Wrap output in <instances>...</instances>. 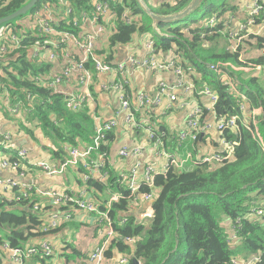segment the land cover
Wrapping results in <instances>:
<instances>
[{
    "label": "trees",
    "instance_id": "1",
    "mask_svg": "<svg viewBox=\"0 0 264 264\" xmlns=\"http://www.w3.org/2000/svg\"><path fill=\"white\" fill-rule=\"evenodd\" d=\"M76 9H88L91 0H68ZM153 12L171 14L184 9L192 0H146ZM29 0H0V18L12 14ZM51 2L58 5L60 0H40L35 9ZM113 11L117 13L116 28L108 39L111 51L117 45L128 44L137 32H152L155 36L157 50L176 51L185 62L191 64L202 74V79L219 95L215 106L218 117L238 115L239 130L227 128L225 138L236 141L234 154L216 167L208 163H197L192 168L179 169L171 167L165 173L155 175L154 186L143 184L141 192L153 191L152 202L154 216L148 221H141L132 212L130 194L126 185L119 181L118 174L108 168V185L93 180L84 181L81 173L86 170L78 168L75 180L86 187L90 195L100 202V208L107 201L109 192H121L123 197L113 203L111 216L116 220V229L120 233L117 241L107 250L106 255L112 257L127 255L128 262L137 258L142 264H228L236 257L247 259L261 253V260L255 264H264V214L251 216L254 210L264 208V89L257 80L244 82L248 88L243 90L251 104L261 107L263 114L259 116L258 128L262 143L254 137L244 121L248 120L253 127L251 116H245L235 94L223 83V76L210 66L221 61L238 60V54L223 49L222 53L214 51V47H205V42L213 41L223 29L216 27H192L184 18L175 22H161L159 28L164 34L154 31L152 19L145 13L138 0H110ZM204 9L214 6L213 0L202 3ZM227 6H223L222 15ZM135 16L132 22L122 18L126 9ZM229 8L233 9V6ZM213 10V9H211ZM215 10V9H214ZM25 17L22 16L21 18ZM20 18V19H21ZM8 25H17L15 21ZM38 37L24 39V45L36 41ZM264 39H260V44ZM22 53L3 60L0 73V109L5 115L17 120L19 132L33 135V128L41 129L45 138L53 144L51 152L54 159L64 160L68 155L67 145L82 147L93 138L95 122L88 110L71 111L67 108L63 96L53 94L49 89L39 86L33 76L44 70L37 61H32L27 49ZM252 60L264 64L263 55H250ZM109 61V55L106 56ZM29 94L32 99L28 98ZM19 113H13L15 106ZM29 122L25 126L20 121ZM34 123V124H33ZM112 133L107 139L111 141ZM15 145V144H14ZM17 147L5 150L12 158L17 157ZM0 149L4 150L2 147ZM18 158V157H17ZM22 205H25L23 203ZM17 207L15 202H0V221L4 238L12 247L23 246L30 237L37 233L41 220L33 209ZM24 207H27L25 205ZM122 215L127 217L120 224ZM230 221L236 240L232 242L230 232L225 226ZM239 220V221H238ZM36 231V232H35ZM138 236L137 241L130 245L122 237ZM3 238V237H1ZM1 243V239H0Z\"/></svg>",
    "mask_w": 264,
    "mask_h": 264
},
{
    "label": "built area",
    "instance_id": "2",
    "mask_svg": "<svg viewBox=\"0 0 264 264\" xmlns=\"http://www.w3.org/2000/svg\"><path fill=\"white\" fill-rule=\"evenodd\" d=\"M60 1L58 5L51 2L45 3L35 9L34 12L31 11L30 14H26L24 18H19L20 21L15 22L17 25L7 24L0 29V73L3 60L22 53L21 50L23 49H27L28 57L32 61H37L41 68L49 64L61 63L60 70H40L33 76V79L39 86L49 89L53 94L63 96L67 108L71 111L88 110L95 122L93 138L90 143L82 147L67 145L68 155L64 160L40 159L35 161L28 159L26 148H16L18 158H12L9 153H6L5 150H11L15 147L12 144L13 133L0 130V147L4 149H0V172L10 171L16 175V177H6L0 174V193L11 191L13 195L8 201L31 205L30 207L35 212L41 213L43 215V231L57 229L64 222L73 219L76 211L96 214L95 227L101 243L90 252V262L92 264H107L115 259L119 264H126L128 262L127 255L116 257L106 255L107 250L120 236L115 226L116 220L110 212L113 203L123 197L121 192L108 190L109 197L102 204L105 208L101 209L100 202L93 196L86 197L89 193L86 187L81 186L78 190L51 188L46 192H40L31 181L26 182L29 175L36 171L44 172L48 176H64L70 169L83 167L86 170L81 173L84 181L92 178L108 185L110 141L107 136L117 126L118 118L115 117L105 122L99 121L96 113L97 99L93 93L95 76L99 74L112 76V81L104 84L102 88L117 94L121 104L118 114H123L126 122L132 125L134 129H144L152 141L156 156L165 158V164L161 169H157L152 163L149 164L141 181L135 177V174L118 175L119 181L126 185L130 191L128 197L131 199L132 208H141L146 203L151 205L147 211L140 214L141 221H148L153 218L152 202L156 193L154 191L156 188L150 192H141V186L147 184L153 187L156 174L165 173L171 167L183 169L188 161L195 164L208 163L211 167H216L227 159H231L237 142L227 140L224 131L227 128L238 131L239 116L218 117L215 112V106L219 100L218 93L209 85H203L198 90L193 82H189L192 68L183 65L180 55L177 54L171 58L160 57V50H157L151 34L148 35L145 45L146 57L143 59H139L136 55H130L127 62L113 64L98 57L96 54L97 40L107 33L114 32L116 28L117 13L113 11L110 0H91L90 8L79 11L68 0ZM118 1L119 3L123 2V0ZM232 6L233 9L229 8V11L221 16L216 15L210 18L204 26L213 28L222 24L221 36L229 42L226 50L232 54H238V61L243 62L245 70L258 72L264 79V64L252 60L253 58H246L244 51L249 44L257 45L259 52L255 50L252 52L264 56V41L259 45L260 39H264V0H242ZM109 17H112V21L115 22L110 27L107 23ZM122 18L127 22H132L135 16L127 8L122 14ZM31 36L38 37V39L24 45V39ZM210 67L223 76L224 85L235 94L244 113L245 102L249 101L248 95L243 90L247 85L236 75L234 64L229 61H221ZM133 69L170 71L178 76L174 86L161 80L153 96L146 92L137 94L139 108L144 113L142 120L136 117V111L132 107L130 99V75ZM71 82L75 84L74 89L69 88ZM184 85L187 86L189 92H198V94L210 99L208 109L215 113V120H205L204 107L194 103L193 99L184 100L180 105L188 108L187 129L180 136L183 139L190 137L193 141H197L203 134L217 130L223 136V143L226 146L224 150L197 158L189 154L181 159L163 149L166 132L161 131L159 126L150 117H147L148 108L154 103H159L165 96L171 102L177 101L178 98L174 89ZM28 98L31 100L32 95L29 94ZM12 110L15 114L19 113L17 105ZM251 118L253 127L250 126L248 120H245L244 124L253 132L254 137L262 143V136L258 128L259 119L253 116ZM119 154L122 157H139L142 154V148L140 146H123L119 150ZM36 194L51 200V208L49 209L47 205L36 200L34 198ZM263 214L264 208H258L253 211L250 217L262 216ZM126 220L127 217L122 215L120 224L125 223ZM234 238H236V234H234ZM122 239L132 245L137 241L138 236L122 237ZM1 246L11 251L13 264H25L33 256L49 257L54 253L52 244L47 241L12 247L9 241L1 240ZM261 255V253L254 254L244 260L234 257L228 264H255L261 260ZM0 264H5L1 260V255Z\"/></svg>",
    "mask_w": 264,
    "mask_h": 264
},
{
    "label": "crops",
    "instance_id": "3",
    "mask_svg": "<svg viewBox=\"0 0 264 264\" xmlns=\"http://www.w3.org/2000/svg\"><path fill=\"white\" fill-rule=\"evenodd\" d=\"M171 1V0H169ZM154 4L157 0L152 1ZM108 26L113 25L112 17L107 18ZM192 27H196V24H192ZM111 33H107L100 37L96 42V54L98 57L106 59L109 55V61L113 64L119 62H127L130 55H136L139 59L146 57L145 43L147 42L148 35L150 32H137L134 34L133 39L130 43L124 45H117L111 51L108 49V39ZM214 41V40H213ZM205 42L204 45L212 46L211 42ZM226 50V47H224ZM178 53L172 50L163 51L160 50V57L171 58L176 56ZM258 55V54H255ZM181 62L186 67H191L192 71L190 74L189 82H193L196 88L199 90L203 85H206L202 79V74L199 73L195 67L191 66L188 62H185L180 57ZM107 60V59H106ZM232 62L236 67L235 73L241 81L248 82L250 79H256L258 84L263 87L264 79L258 72L245 70L242 61L228 60ZM62 67L61 63L49 64L44 66V69H55L60 70ZM239 73V75H238ZM225 78V77H224ZM95 85L93 87V93L97 99L96 113L99 121L105 122L112 118H118V124L112 132L113 138L109 143L110 149V168L113 169L119 176L122 174H135L138 180H143L145 176L146 167L149 164H153L157 169H161L165 164L164 157H158L155 154V149L150 140L147 132L144 129H134L132 125L128 124L123 114H118L121 104L118 96L113 91H105L102 86L107 82L112 81L111 75L99 74L95 76ZM131 86H130V99L132 107L136 111V117L138 119L144 118L143 111L139 108L137 94L139 92H146L149 95H154L158 84L161 80L166 81L169 85L174 86L177 83L178 76L170 71H154L147 69H133L130 75ZM69 88L74 89L75 84L71 82ZM245 88H248L245 86ZM178 100L171 102L166 96L162 98L159 103H154L149 106L147 117L156 123L161 131L166 132L164 137L163 149L169 153H173L179 158L183 159L187 155L192 154L194 158L204 156L216 151L224 150L225 145L223 143L222 134L213 130L207 134H203L200 139L193 141L190 137L183 139L180 134L187 129V116L188 108L182 107L180 103L184 100L193 99L194 103L200 104L205 109V120L214 121L215 113L208 109L210 99L207 96L198 94V92H189L187 86H181L174 89ZM263 114L261 107H257L251 102H245L244 115L253 116L259 118ZM17 120L12 119L10 116L0 109V130L2 132L13 133V142L15 147L26 148L28 150V159H42V160H53V155L48 150V144H53L49 139L45 138L41 132L33 128V135L26 134L25 132H19L16 123ZM123 146H140L142 148V154L139 157H122L119 154V150ZM195 165L194 162L188 161L185 163L184 168H192ZM78 168L70 169L64 176H48L44 172L36 171L29 175L26 182H30L36 186L40 192H46L51 188H57L61 190H78L81 188L77 179L75 180V174ZM1 175L6 177H16L14 172L2 171ZM69 182L66 184V182ZM73 185V186H71ZM156 192L157 189H154ZM89 194V193H88ZM13 192H1L0 202H10ZM90 195V194H89ZM92 196V195H90ZM34 198L48 208H51L52 201L46 197L36 194ZM26 208L31 210V205L24 207L25 205L17 204V207ZM151 207L150 204L146 203L141 208H132V212L140 220V214L147 211ZM37 213L35 211H32ZM43 222V215L37 213ZM96 214H87L81 211L74 212L73 219L64 222L57 229L50 231L42 230V223L37 233L41 232L40 235L30 237L25 244H36L43 241L50 242L53 246L55 257L53 255L44 257L42 255H36L28 259L25 264H53L48 261L56 260V264H92L89 260L90 252L101 243V239L98 236L97 229L95 227ZM225 226L230 232V237L234 238L233 226L230 221L225 220ZM36 232V231H35ZM3 237V238H1ZM0 239L4 238V233L0 232ZM113 257L118 256L117 252ZM1 260L5 264H13L11 261V251L0 247ZM107 264H119L115 259L109 261Z\"/></svg>",
    "mask_w": 264,
    "mask_h": 264
},
{
    "label": "rangeland",
    "instance_id": "4",
    "mask_svg": "<svg viewBox=\"0 0 264 264\" xmlns=\"http://www.w3.org/2000/svg\"><path fill=\"white\" fill-rule=\"evenodd\" d=\"M210 0H207V2H209ZM242 0H213V2H214V6H213V8H211V9H213V10H206V9H204V6L203 7H201L200 9H198L197 11H195V12H193L190 16H189V20H187L186 22L187 23H189L190 25H192V24H196L197 26H200V25H205L206 24V22L210 19V18H212V17H214V16H216L219 12H221V10H222V8H223V6H227L226 8H227V10L224 12V13H226V12H228L229 11V7L230 6H232V5H234V4H236V3H239V2H241ZM215 9V10H214ZM234 12V11H233ZM28 14H30V12L28 13ZM27 14V15H28ZM21 18V17H20ZM24 18V17H23ZM22 19V18H21ZM18 21H20V19H17V20H15V22H18ZM115 22H113V24H114ZM151 33V35H152V37L153 38H155V36L156 35H154L152 32H150ZM145 45H146V43H145ZM211 45H212V47H214L213 48V50H211L210 52H212V51H214V53H216V52H220V53H222L224 50L223 49H225L224 47H227L228 45H229V42H228V40L225 38V37H223V36H218L217 38H215V40L213 41V42H211ZM205 47H210L209 45L208 46H206V45H204ZM252 50H255L256 52L258 51V46L256 45H251V44H249L248 45V47H245V53H246V58H249L250 57V55H255L253 52H252ZM259 52V51H258ZM238 75H239V73H238ZM22 117V115L19 113L18 114V118H21ZM20 121L23 123V125H25V126H27V125H29V122H27L26 120H24V119H20ZM34 124V123H33ZM39 131L41 132V134L43 135V133H42V131H41V129H39ZM12 144H14V142H12ZM52 148H54V144H48V150H50V149H52ZM35 161H38L39 159H34ZM66 182V184H68L69 182H67V181H65ZM71 186H73V185H71ZM86 197L87 198H90L91 196L89 195V194H87L86 195ZM0 232H2L3 233V231H1L0 230ZM232 239V242L234 241V240H236V238H231ZM55 257V254L53 255V257H51V258H54ZM51 258H49L48 259V261L49 262H51V263H53V264H56V260H58V259H54V260H50Z\"/></svg>",
    "mask_w": 264,
    "mask_h": 264
},
{
    "label": "water",
    "instance_id": "5",
    "mask_svg": "<svg viewBox=\"0 0 264 264\" xmlns=\"http://www.w3.org/2000/svg\"><path fill=\"white\" fill-rule=\"evenodd\" d=\"M40 0H29L27 4L22 6L20 9L16 10L12 14H9L5 17L0 18V29L9 24L14 22L15 20L19 19L20 17L28 14L33 10V8L37 5ZM140 6L143 8L145 13L152 19V25L155 32L164 34L161 29L159 28V24L161 22H175L178 20H182L184 18L189 17L193 12L197 11L201 8L202 3L206 0H192L184 9L174 12L171 14H157L152 11L150 6L148 5L146 0H138ZM0 208V214H1ZM2 223L0 221V227L2 228ZM132 264H142L141 261L137 258L132 260Z\"/></svg>",
    "mask_w": 264,
    "mask_h": 264
}]
</instances>
